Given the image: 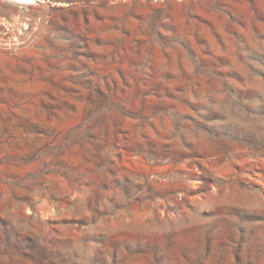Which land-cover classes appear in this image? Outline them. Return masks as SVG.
Returning a JSON list of instances; mask_svg holds the SVG:
<instances>
[{"label": "rangeland", "instance_id": "374dc122", "mask_svg": "<svg viewBox=\"0 0 264 264\" xmlns=\"http://www.w3.org/2000/svg\"><path fill=\"white\" fill-rule=\"evenodd\" d=\"M34 2L0 0V264H264V0Z\"/></svg>", "mask_w": 264, "mask_h": 264}, {"label": "bare ground", "instance_id": "6f19581e", "mask_svg": "<svg viewBox=\"0 0 264 264\" xmlns=\"http://www.w3.org/2000/svg\"><path fill=\"white\" fill-rule=\"evenodd\" d=\"M11 2L13 5L20 7L21 9L30 6L35 3L34 0H5ZM101 33V32H100ZM102 35V34H101Z\"/></svg>", "mask_w": 264, "mask_h": 264}]
</instances>
